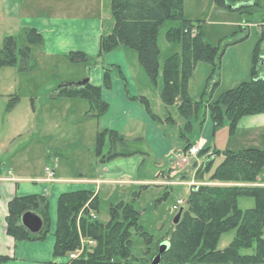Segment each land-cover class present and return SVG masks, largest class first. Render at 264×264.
<instances>
[{
	"label": "rangeland",
	"instance_id": "obj_1",
	"mask_svg": "<svg viewBox=\"0 0 264 264\" xmlns=\"http://www.w3.org/2000/svg\"><path fill=\"white\" fill-rule=\"evenodd\" d=\"M5 1L8 0H0V48L3 47L6 36L16 37L19 45H28L20 20L27 15L20 12V17L17 18L8 14ZM28 1L25 0L26 3ZM242 1H250V5L238 9L239 0H229L226 6H221L214 0H184L182 16L185 20L192 21L194 31H202L204 39L212 45L225 47L220 67L216 69L215 74L213 65L209 62L200 61L193 70L188 82L189 96L194 101L204 98L198 118L193 122V131L187 133L186 138L181 137L186 118L180 113L177 104L167 106L161 98L165 61L169 56L182 51L180 43L167 39L168 30L180 26L178 19L166 21L159 29L158 44L161 53L156 84L149 79L150 85L145 87L140 84L139 76L137 80L135 78L136 85H128L126 89L122 74L118 69H113V87L110 88L112 91L109 94L110 109L102 117L86 116V111L90 108L87 99H77L81 100L77 102L86 104L79 106L76 101L66 97L52 99V91L60 86L61 79L69 76L70 72L80 71L86 77L98 63L107 66L111 61H123L131 66V75L135 77L137 72L134 69L137 64L141 65L140 62L136 63L139 60L138 54L131 48L124 47L130 50L134 57L131 53L124 54L117 48L112 51L110 58L105 54L99 58L92 57L88 62H73L60 55L49 56L35 48L33 56L36 65L35 61H32L31 69L22 70L21 62L17 66L0 68V166L5 163L3 168L0 167V182L8 179L6 174H16V168L32 175L45 172L46 166L54 168L53 162L46 158V149L51 144L52 138L49 135L58 132H64L66 135L56 134L57 138H62L64 142L55 141V147L69 151L75 157L74 163L73 157H69L68 161L62 159V169L69 173L71 165L85 169L89 158L87 151L94 149L95 131L104 129L106 125L114 126L128 139L131 150L143 151L144 154L138 153L142 157V165L138 176L132 177L129 183L97 184L100 195L99 209L95 214L102 224L107 225L113 204L120 201L134 203L135 210L140 213L138 217H126L125 223L136 222V229H131V252L127 263L152 264L154 257L159 253L160 245L170 241V234L175 229L174 220L179 209L176 210L174 205L177 201L182 200L181 205L187 207L194 186L217 184L209 179L208 174L203 179L197 176L198 170L202 169L207 160L200 158V163L194 157L188 162L182 160L181 152L186 150V142L193 141L190 146L200 142V139L205 140V144L213 143V148L219 152L215 165L224 158L223 154L228 150L241 151L249 147L264 149V115L248 119L245 117L234 131L227 120L223 125L214 128L215 123L211 117L210 105L215 103L222 93L252 79L255 48L264 31V0ZM111 5L112 0H106L101 5L106 34L112 33L110 27L114 25ZM63 11L75 10L63 8ZM40 13L36 11L37 16H40ZM226 43L229 45L224 46ZM261 46L263 50L260 53L263 56L264 41ZM262 58L264 62V56ZM263 62L257 65L258 68H261ZM143 73L146 75L145 71ZM261 75H264V71ZM118 86L121 87L120 90ZM134 89L145 93L148 106L141 100L143 96H137L135 99L131 97L136 94ZM207 124L212 128H205ZM7 168L12 171H5ZM88 173L95 172L89 168ZM54 177L49 175L47 181H54ZM143 178L150 181L146 188L141 187L144 183L134 181ZM258 179V184H264V168ZM255 206L254 197L239 198L241 209H251ZM234 237L235 230L223 233L218 242V249L227 248ZM242 253L254 254L255 249L245 248ZM66 257H63L60 263L69 264L70 261Z\"/></svg>",
	"mask_w": 264,
	"mask_h": 264
},
{
	"label": "trees",
	"instance_id": "obj_2",
	"mask_svg": "<svg viewBox=\"0 0 264 264\" xmlns=\"http://www.w3.org/2000/svg\"><path fill=\"white\" fill-rule=\"evenodd\" d=\"M214 1L221 6H226L229 2ZM183 4L184 0H112L114 29L112 33L102 37L100 53L109 52L120 45L135 50L146 75L156 84L161 53L158 44L159 29L170 19L180 20V26L167 32V39L180 43L182 51L169 56L165 61L161 98L167 106L177 104L180 113L186 118V126L181 132V137L186 138L187 133L193 131V122L198 118L204 98L194 101L189 96L190 77L200 61L211 63L215 74L220 67L225 47L207 42L200 30L192 35L194 25L192 21L183 18ZM23 29L28 45H19L16 37L6 36L3 47L0 48V68L17 66L19 62L22 70L32 68L31 63L35 59L31 46L43 44L44 37L34 26L26 25ZM263 32L255 48L252 79L222 93L210 105L214 128L227 120L234 131L244 117L264 114V75H261L264 71V55L261 56L260 53L263 50ZM66 57L73 62H88L92 58L83 51L69 52ZM261 61L263 65L258 68ZM112 71L113 68L105 72L107 87L111 86ZM51 97L87 99L90 103L88 117H101L110 109V104L102 98L101 87L90 82L81 88H59ZM141 100L148 106L145 97ZM192 143L193 141L188 140L184 149L189 148ZM214 151L215 155L207 159L197 176L203 179L208 174L209 179L217 184L192 188L188 206L170 234V248L162 255L159 264L264 263V186L257 185L259 174L264 168V149L249 147L241 151L228 150L216 165L215 159L219 152ZM96 153L101 162L144 154L138 149L131 150L123 135L107 129L97 135ZM244 196L254 197L256 206L241 209L239 198ZM98 199V195L88 189L60 195L53 255L63 258L82 249L80 256L69 264H131L127 263V257L131 252V229H136V222H125L126 217H138L140 212L135 210L134 203L120 201L111 206L110 221L104 225L91 215L99 209ZM8 210L7 233L15 240L43 241L50 233L48 196L29 194L14 197L9 202ZM28 211L35 212L42 218L43 228L40 232L31 233L23 225L22 216ZM138 224L139 218L137 226ZM230 230H235L232 243L225 249H218L220 237ZM82 240H85L83 245ZM89 240H94L96 244H89ZM251 247L255 249L254 254L242 253L243 249ZM5 260L7 257H0V262Z\"/></svg>",
	"mask_w": 264,
	"mask_h": 264
},
{
	"label": "crops",
	"instance_id": "obj_3",
	"mask_svg": "<svg viewBox=\"0 0 264 264\" xmlns=\"http://www.w3.org/2000/svg\"><path fill=\"white\" fill-rule=\"evenodd\" d=\"M13 3H10V2ZM30 1V2H29ZM28 3L25 0H8L5 1V8L8 14H12L13 17H20V12H25L27 16L20 18L21 26H34L36 27L44 37V43L41 45H32V53L34 55L35 48H39L40 52H43L49 56H67L72 51H83L91 57H101L107 55L110 58L113 50L119 48L124 54L131 53L130 50H126L124 46L120 45L117 48L106 52L100 53L101 39L106 34L101 5L106 0H29ZM58 3L59 5H56ZM63 8H72L73 12H64ZM99 8V10H98ZM41 12L40 16L36 15V11ZM79 10V11H77ZM111 11V10H110ZM80 12V13H79ZM85 12V13H81ZM114 29V25L110 27ZM131 55H133L131 53ZM134 57V55H133ZM136 59V58H135ZM139 63V60H137ZM126 62V61H125ZM110 65L97 64L90 71V73L84 77L80 71H72L66 78L61 79V84L65 82H78L84 79H89V82L95 86L101 87L102 98L109 103V94L113 87V78L111 72V86L105 85V72L109 66H113V69H118V72L122 74V81L125 83V88L128 89V85L135 86L136 80L140 76V84L145 87L150 85L149 78L143 73L142 66L137 64V68L134 70L137 75H131L132 70L130 65L125 64L123 61H111ZM141 65V64H140ZM122 82V83H123ZM53 89L52 94L56 93L58 89ZM123 86V84H122ZM135 88V87H134ZM120 90L121 87L118 86ZM136 94H132V98L137 96H143L145 93L139 92L134 89ZM147 97V96H146ZM52 99H60L61 97H51ZM78 103L79 106H86L84 102H77L81 98H72ZM89 102V101H88ZM90 104V103H89ZM110 104V103H109ZM86 108V107H85ZM264 115V114H261ZM87 116V111H86ZM102 117V116H101ZM252 116H247L248 119ZM243 118V119H244ZM205 128H208V124ZM210 129L212 128L209 127ZM115 130L119 131L114 126H105L102 130ZM97 129L95 132L96 141L94 149H89L87 160L88 166L83 169L81 166H70V173L62 169L61 160H69V157L74 156L69 151L61 150L60 147H55V141H62V138H57L56 134L62 136L66 135L64 132L53 133L49 135L51 139L50 146L46 149L47 159L53 162L55 177L54 181H47L49 174L41 171L38 174L26 173L25 170L16 168V174H6L8 179L1 180L0 182V257H7V260L0 262V264H54L60 263L64 258H57L53 255L55 237L54 233L57 228V207L58 200L61 194L65 192L77 191L82 189H88L95 194L100 195V189L98 191L97 184L99 182L105 183H129L132 181V177L138 176V171L142 165V157L138 154L129 157H117L109 161L101 162L100 157L96 153L97 135L102 131ZM128 141V139L124 136ZM54 141V142H53ZM213 144V143H212ZM211 144V145H212ZM214 145V144H213ZM213 147V146H212ZM143 152V151H142ZM94 155V156H92ZM95 157V158H93ZM95 162V163H94ZM74 163V162H73ZM5 165V163H3ZM6 167V166H5ZM80 167V169L78 168ZM3 168V167H2ZM12 168V167H11ZM52 168V167H50ZM92 168L95 173L89 174L88 170ZM9 170V171H8ZM136 170V171H135ZM5 171L11 172L12 169L7 168ZM3 172V171H2ZM135 182H142L141 186H149L150 181L147 179H135ZM168 182V181H165ZM260 183V181H258ZM29 194L46 195L49 198V213L51 218L50 233L43 241H17L7 233L6 218L8 214L9 202L17 196H24Z\"/></svg>",
	"mask_w": 264,
	"mask_h": 264
},
{
	"label": "water",
	"instance_id": "obj_4",
	"mask_svg": "<svg viewBox=\"0 0 264 264\" xmlns=\"http://www.w3.org/2000/svg\"><path fill=\"white\" fill-rule=\"evenodd\" d=\"M250 2V1H249ZM249 2L240 1L238 5V9L250 5ZM89 82V79H84L82 81L78 82H65L61 84L60 88H81L85 86ZM185 207L182 206L177 213L174 223L178 224L182 214L184 212ZM22 223L23 225L31 232V233H38L43 228V220L42 218L36 214L35 212L28 211L22 216ZM170 248V242H166L160 245L159 247V253L154 257L152 264H159L162 258V255L165 254Z\"/></svg>",
	"mask_w": 264,
	"mask_h": 264
},
{
	"label": "built area",
	"instance_id": "obj_5",
	"mask_svg": "<svg viewBox=\"0 0 264 264\" xmlns=\"http://www.w3.org/2000/svg\"><path fill=\"white\" fill-rule=\"evenodd\" d=\"M185 31H188V29H186ZM192 35H195L196 32L194 31V29H192L191 31ZM211 127L210 124H208V128ZM200 142L196 143L195 145L190 146L189 148H187L186 150L181 152V156H182V160L184 162H188L190 158L194 157L196 158V161L198 163L200 158H203V160H207L208 157L210 156H214L215 155V151L214 148L210 145V144H205V140H199ZM46 172L51 176L54 177L55 176V170L53 168H50L49 166L46 167ZM181 204H183L182 200H178L177 204L174 205V208L176 210H178L181 206ZM93 218H97L95 213H91ZM84 240H82V245L84 244ZM89 244L91 245H95L96 242L94 240H89L88 241ZM82 249H78L74 252H71L66 258H68L69 261H72L76 258H78L81 254Z\"/></svg>",
	"mask_w": 264,
	"mask_h": 264
}]
</instances>
